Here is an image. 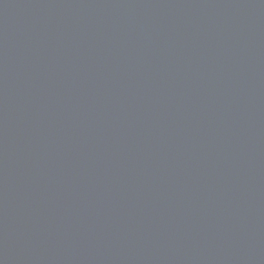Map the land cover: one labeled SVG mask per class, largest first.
I'll return each instance as SVG.
<instances>
[{
	"label": "water",
	"instance_id": "water-1",
	"mask_svg": "<svg viewBox=\"0 0 264 264\" xmlns=\"http://www.w3.org/2000/svg\"><path fill=\"white\" fill-rule=\"evenodd\" d=\"M0 264H264V0H0Z\"/></svg>",
	"mask_w": 264,
	"mask_h": 264
}]
</instances>
